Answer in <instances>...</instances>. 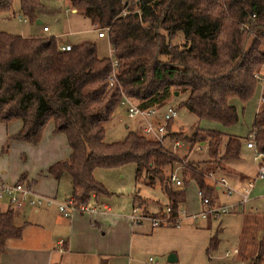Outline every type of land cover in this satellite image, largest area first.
Wrapping results in <instances>:
<instances>
[{
	"label": "trees",
	"instance_id": "trees-1",
	"mask_svg": "<svg viewBox=\"0 0 264 264\" xmlns=\"http://www.w3.org/2000/svg\"><path fill=\"white\" fill-rule=\"evenodd\" d=\"M11 1L0 0V13L10 9ZM18 1L23 20L35 21L38 0ZM66 1L94 30L106 28L103 39L117 63L115 83L107 87L111 61L99 57L92 42L61 52L52 37L0 32V123L20 121L11 139L30 145L38 143L48 122L53 133L65 137L67 159L51 164L46 173L54 179L69 177L73 203H87L90 194H108L93 177L95 170L129 164L135 180L142 176L147 185L158 182L172 215L184 200V188L173 189L165 174L183 157L143 138L139 130L127 132L120 142H103L104 125L121 95L147 109L165 106L174 93L185 94L178 108L228 127L237 121L229 101L247 102L260 79V102L243 139L246 143L252 135L264 162V0H135L125 8L122 0ZM168 139L183 140L189 148L205 144L206 158L192 162L180 177L183 187L191 181L209 199L213 186L205 174L213 173L211 166L230 169L239 159L242 141L198 128L188 135L171 131ZM13 218L14 210L0 207V254L7 240L21 236L22 227ZM261 218L262 236L245 264H264V213ZM216 243L210 236L207 255ZM97 264L107 263L101 259Z\"/></svg>",
	"mask_w": 264,
	"mask_h": 264
},
{
	"label": "crops",
	"instance_id": "crops-1",
	"mask_svg": "<svg viewBox=\"0 0 264 264\" xmlns=\"http://www.w3.org/2000/svg\"><path fill=\"white\" fill-rule=\"evenodd\" d=\"M69 14L76 15L77 11L70 8ZM79 16L88 22L91 31L95 34L94 41L99 44L103 39L96 37V31L88 19L80 14ZM22 23H26V21L22 20ZM35 25H41L36 14ZM42 27L44 26L40 27V33L46 35L49 32L48 28L46 27L47 32L43 33ZM104 45L109 48L106 42ZM71 46L73 45L68 44L60 47L70 48ZM259 100L256 108L259 105ZM172 124L173 121L170 124V130L174 132L176 130L172 128ZM20 127V121L8 124L0 123V182L13 183L24 179L31 183L32 189L36 193L51 197L55 202L66 201L70 198L69 179L64 175L54 179L46 173L48 166L67 159L69 149L65 137L62 134L53 133V125L48 122L42 130L38 143L30 145L11 139L18 133ZM244 149L248 154L244 155L240 151L239 159L233 166H230V169L225 168L224 173L210 167L214 174L225 177L235 188L239 187L245 179L255 177L251 152L245 147ZM178 157L185 156L178 155ZM206 181L213 186L209 195L217 203H234L238 200V194L227 197L217 185H213L210 180ZM183 188L184 200L182 203L185 201L186 186ZM106 195L90 194L87 204L93 208V211L74 213L67 217L62 216L54 204L38 209L14 210L13 222L22 227L21 236L18 239H9L5 242L4 250L0 254V264H97L101 259L105 260L107 264H176L179 261L178 250L181 237L186 231L190 236L193 234V241H197V237H199V242L206 248L211 236L209 230L211 221L200 219L198 220L200 222L193 225L192 222L184 220L179 227L150 228L142 227V225L133 227L128 216H122L110 209L106 204L110 198H104ZM222 195L226 197L224 201H222ZM259 197L263 205V210L259 215L262 216L264 213V174L263 177L254 180L246 203L252 204L251 201ZM196 199L195 211H198L202 206L199 198L196 197ZM250 204L249 206H251ZM164 206L156 204L155 212ZM0 207L2 210L6 209L4 204H0ZM252 207L256 210L260 209L256 206ZM227 215L230 216L231 213H227ZM195 226H198V229H195ZM173 228L177 229L174 231ZM194 232L200 234H194ZM261 235L260 232L259 237ZM237 253L238 250L234 248L231 253L228 252V255L223 254V256L229 257ZM149 258L150 260H148ZM245 263L241 262V264Z\"/></svg>",
	"mask_w": 264,
	"mask_h": 264
},
{
	"label": "rangeland",
	"instance_id": "rangeland-1",
	"mask_svg": "<svg viewBox=\"0 0 264 264\" xmlns=\"http://www.w3.org/2000/svg\"><path fill=\"white\" fill-rule=\"evenodd\" d=\"M38 2L40 8L36 11V15L41 25L37 26L35 21L29 23L27 20H25L26 23H22L23 18L18 13L19 1L12 0L10 9L7 12L0 13V32L9 35H19L23 38L52 37L56 41L57 46L76 45L75 43L92 41V43L96 44L97 55L99 57L107 56L109 48L104 45V39L99 44L94 41L95 34L91 31L88 22L79 16L78 12L76 15L69 14L70 7L67 5L66 0H38ZM65 10L67 11L64 12ZM41 26L48 28L49 32L46 35L40 33ZM261 44L264 47V43L262 42ZM260 93L261 83L257 80L253 95L247 102L240 103L236 99L229 101L236 108L237 121L234 125L228 127L198 120L184 108H178L179 102L185 99V94L172 96L165 106L175 110L177 113L172 124V128L177 132L188 135L194 128L215 130L222 133L224 140L228 135H234L241 138V151L244 155H247L243 138L250 130L255 108L258 104V99H260ZM137 125L139 124L135 120H130L126 117L124 107L117 106L110 120L104 125L103 142L105 144L120 142L124 139L127 132L138 133L139 128ZM167 147L170 148L169 146ZM187 150L189 149H175L176 156H185L186 159L193 163L200 162L206 158L205 153L189 155ZM177 169L176 165L172 168L173 171ZM169 171V169H166L165 174L167 175ZM133 176L134 166L131 164L116 169H97L93 172V177L103 185L108 193L105 197H101L110 198L106 204L117 214L127 217L131 213L132 205H138L139 203L143 214L154 213L156 204L166 205V197L158 182L153 185H147L144 177L141 176L135 180ZM64 177L67 176L64 175ZM67 178L69 179V177ZM206 180L209 181L210 179ZM195 191V184L188 182L185 190V201L179 207V215H181V212L185 214L195 212L197 206ZM225 199L226 197L223 196L222 201ZM251 203L253 205L246 203L237 210L229 211L228 213H231L230 216L225 213L214 220H210V234L216 237L217 243L214 250L208 255L204 251L205 245H201L199 242V237H197V241H193V234L190 236L188 231L183 233L180 249L178 250L179 261L176 264H241V262H247L255 254L256 243L260 238L259 233L261 232L262 234V218L259 215L261 210H263L262 200L260 197L255 198ZM252 206L260 209L256 210ZM198 220H195L196 222L188 221L196 225L200 222ZM141 225L142 227H148L149 224L143 221ZM181 225L182 221L177 227ZM195 229H198V226H195ZM194 234L200 233L194 232ZM234 248L238 250L237 254H232L229 257L223 256L224 252L231 253Z\"/></svg>",
	"mask_w": 264,
	"mask_h": 264
},
{
	"label": "built area",
	"instance_id": "built-area-1",
	"mask_svg": "<svg viewBox=\"0 0 264 264\" xmlns=\"http://www.w3.org/2000/svg\"><path fill=\"white\" fill-rule=\"evenodd\" d=\"M135 0H122V4L125 7L130 6ZM137 12V11H134ZM122 15H125V12H122ZM41 31L43 33L47 32L46 27H42ZM96 37L98 39L105 38L106 28L104 29H95ZM59 51H66L68 47L57 46ZM111 61V72L108 80L107 87L110 88L115 83L114 75L116 73V61L112 58V53L109 48L108 54L106 56ZM259 83L261 80L258 79ZM118 106L124 107L126 117L130 120H135L139 125V134L152 142H156L162 148L168 152L176 155L175 149L188 148L187 153L190 154H203L205 153V144L197 143L191 148L183 140H173L168 139V134L171 132L167 130V124L172 122L176 117V111L163 106L161 108H147L143 109L140 107V103L137 100H131L123 95L120 97ZM249 141L245 143V148L251 152V160L255 168V177L247 178L243 183L235 188L233 187L225 177L215 176L213 173H206L204 177L210 179L213 185H217L221 189L222 193L229 197L233 194H238L239 198L234 203H217L214 199H209L208 197L202 196L201 191L197 189L196 195L199 198L201 209L193 213L185 214L181 212L179 215V209L176 215H172L170 207L165 205L160 210L155 213H142L140 210V205H132L131 213L128 215V220L133 227L141 226V223L147 222L150 228L155 227H177L181 221L184 220H214L221 216L222 214L228 213L233 209L241 208L248 199L250 190L253 187L254 180L256 178L263 177L264 174V162L263 155L256 151L252 135L249 134ZM169 146L170 148H168ZM180 165L177 170L171 171L167 174V179L173 189H182V179L180 173L185 168H189L190 162L188 159L183 157ZM195 168V167H194ZM0 204H4L7 209L18 210L23 208L38 209L43 206H49L54 204L57 211L62 216H70L74 213H90L93 211V208L87 203H81L76 205L69 198L63 202H55L51 197L41 195L36 193L32 189V185L27 180L21 179L13 183L0 182ZM235 251V250H234ZM224 255H228V252H225ZM150 260V258L148 259Z\"/></svg>",
	"mask_w": 264,
	"mask_h": 264
},
{
	"label": "water",
	"instance_id": "water-1",
	"mask_svg": "<svg viewBox=\"0 0 264 264\" xmlns=\"http://www.w3.org/2000/svg\"><path fill=\"white\" fill-rule=\"evenodd\" d=\"M176 95H177L176 93L173 94V96H176Z\"/></svg>",
	"mask_w": 264,
	"mask_h": 264
}]
</instances>
